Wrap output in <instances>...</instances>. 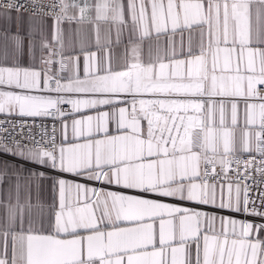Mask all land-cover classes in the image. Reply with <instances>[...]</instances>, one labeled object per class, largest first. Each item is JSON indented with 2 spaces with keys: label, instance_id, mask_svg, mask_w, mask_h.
<instances>
[{
  "label": "snow or ice",
  "instance_id": "1",
  "mask_svg": "<svg viewBox=\"0 0 264 264\" xmlns=\"http://www.w3.org/2000/svg\"><path fill=\"white\" fill-rule=\"evenodd\" d=\"M30 2L0 5V264H264V0Z\"/></svg>",
  "mask_w": 264,
  "mask_h": 264
},
{
  "label": "crops",
  "instance_id": "2",
  "mask_svg": "<svg viewBox=\"0 0 264 264\" xmlns=\"http://www.w3.org/2000/svg\"><path fill=\"white\" fill-rule=\"evenodd\" d=\"M13 16L17 15L16 12L12 13ZM20 15H22L25 20L28 19V17L30 16V13L27 12H20ZM52 20L48 19L47 20V26L44 29V38L51 42L52 41V34H53V30H52ZM108 26L107 25H102V33L104 30H106ZM63 28V40H64V44H65V55H68L70 51H72L73 49L75 50V52L79 51V46H80V35H78L77 33V29L80 28L83 30V32L85 33H90L91 32V25L88 24H84V25H77L75 22H72L71 24H69L68 22H65L62 25ZM127 35V34H126ZM187 33L184 34L185 37V44L187 43ZM196 41L198 42V33L194 34ZM175 40L177 42V45H179V41H180V35L177 34V36L175 37ZM149 43H155V41H146L145 42V49H147L148 44ZM160 43L163 45L164 40L161 39ZM40 44H41V39L38 37L35 41V45H36V51H35V65L37 67L40 66V56H41V48H40ZM93 50H95L93 48ZM58 59V58H57ZM82 59V58H81ZM28 58L27 56H25L24 58V66H28ZM5 66H11V64H7ZM54 69H58V64L54 65ZM66 75V73H65ZM242 105H241V109H242ZM15 195V193H13V196ZM27 196V192L22 189L21 190V198L24 199ZM40 197L41 199L46 203V204H50L52 202V193L49 187H46L44 191H42L40 193ZM32 198L33 201L35 202L36 200V193L35 191L32 192ZM236 215V214H234ZM236 218H242L239 215H236Z\"/></svg>",
  "mask_w": 264,
  "mask_h": 264
},
{
  "label": "built area",
  "instance_id": "3",
  "mask_svg": "<svg viewBox=\"0 0 264 264\" xmlns=\"http://www.w3.org/2000/svg\"><path fill=\"white\" fill-rule=\"evenodd\" d=\"M7 2H8V0H0V5H3L5 3H7ZM18 2L25 5V8H23L21 10V12H27V13L31 14L32 5H31L30 0H18ZM58 68H59V65H58ZM37 122H39V119L37 120ZM57 127H59V125H57ZM243 156H244V158H247L248 154L245 153V154H243ZM257 158L259 159V157H257Z\"/></svg>",
  "mask_w": 264,
  "mask_h": 264
}]
</instances>
